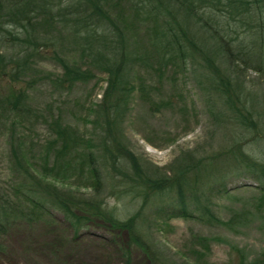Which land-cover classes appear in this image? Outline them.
Returning a JSON list of instances; mask_svg holds the SVG:
<instances>
[{
  "label": "trees",
  "instance_id": "16d2710c",
  "mask_svg": "<svg viewBox=\"0 0 264 264\" xmlns=\"http://www.w3.org/2000/svg\"><path fill=\"white\" fill-rule=\"evenodd\" d=\"M121 3L122 0H0V81L5 78L8 83L4 102L11 111L27 112V95L13 84L31 70V62L46 48H51L52 60L61 69L53 79L60 86L87 81L93 71L106 75L102 99L91 110L90 138L52 120V138L47 142L49 152L43 155L42 172L28 164L18 144L12 147V163L22 184L11 194L0 189V255L4 252L2 240L13 225L25 217L48 213L44 202L61 212L74 238L95 223L124 235L119 251L124 264H130L131 246L144 252L147 264H190L152 253L143 231L147 211L158 217L195 218L207 225L218 222L203 184L196 177L211 167L210 159L182 151L162 171L141 163L127 148L120 124L127 98L135 90L131 78L136 59L120 18ZM128 3L130 10L160 20L153 48L161 63L179 60L185 64L197 57L202 78L216 94L214 118L223 131L234 170L251 172L264 193V159L258 160L246 151L255 146L258 153L264 154V89H259L257 95L244 92L243 82L235 75V69L243 66L264 80V0ZM220 9L226 17L212 13ZM227 18L230 24L225 23ZM61 35H67L69 47L77 52L76 60L57 49ZM142 84L136 87L140 93ZM75 166L79 172L70 173ZM107 169L114 176H109ZM77 178L85 179L90 194L77 197L70 187L64 188L66 184L73 186L67 182ZM106 187V197H128L129 204L137 203L136 209L123 219L117 218L102 195Z\"/></svg>",
  "mask_w": 264,
  "mask_h": 264
},
{
  "label": "rangeland",
  "instance_id": "374dc122",
  "mask_svg": "<svg viewBox=\"0 0 264 264\" xmlns=\"http://www.w3.org/2000/svg\"><path fill=\"white\" fill-rule=\"evenodd\" d=\"M121 10L125 36L136 59L131 78L135 90L127 98L120 124L127 148L141 163L162 171L182 151H193L196 158L210 159L211 163L196 177L203 184L218 222L207 225L195 218L158 217L147 211L143 215V231L152 253L190 264H264V193L251 172L234 170L226 153L223 131L214 118L216 94L202 78L197 57L185 64L179 60L161 63L153 48L160 20L130 10L128 0H122ZM212 11L226 17L221 9ZM226 22L231 23L228 18ZM58 45L63 55L77 59L67 35H61ZM50 50H42L31 62V70L13 84L27 95V112L9 109L4 102L8 83L5 78L0 81V189L5 193L11 194L13 188L22 184L12 163L13 146L18 144L28 164L42 172L43 155L49 152L47 142L52 138V120L77 130L84 138L92 136L91 110L102 99L106 75L93 71V77L87 81L60 86L53 79L61 74V69L52 60ZM235 75L243 82L244 92L257 95L259 89H264L262 76L250 69L237 67ZM139 83H143V93L136 90ZM246 151L258 160L264 159L255 146ZM125 168L129 172L128 164ZM71 170L70 173L79 172L76 166ZM67 183L73 186L66 184L64 188L70 187L77 197L91 192L85 188L84 178ZM108 190L106 187L102 195L117 218L123 219L136 209L137 203L129 204L128 197H106ZM44 204L47 214L27 216L31 219L25 217L8 230L2 240L0 264H124L119 252L124 235H116L95 223L74 238L61 212L49 203ZM24 212L29 213L26 209ZM131 247L130 264H147L144 252Z\"/></svg>",
  "mask_w": 264,
  "mask_h": 264
}]
</instances>
